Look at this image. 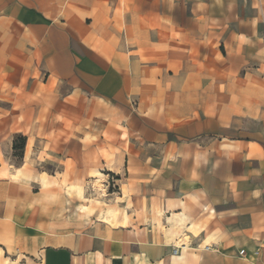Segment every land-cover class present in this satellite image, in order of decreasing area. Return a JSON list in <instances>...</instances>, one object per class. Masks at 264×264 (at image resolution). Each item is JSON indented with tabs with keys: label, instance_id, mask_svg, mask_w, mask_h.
Instances as JSON below:
<instances>
[{
	"label": "crops",
	"instance_id": "1",
	"mask_svg": "<svg viewBox=\"0 0 264 264\" xmlns=\"http://www.w3.org/2000/svg\"><path fill=\"white\" fill-rule=\"evenodd\" d=\"M1 161L0 264H264V0H0Z\"/></svg>",
	"mask_w": 264,
	"mask_h": 264
},
{
	"label": "rangeland",
	"instance_id": "2",
	"mask_svg": "<svg viewBox=\"0 0 264 264\" xmlns=\"http://www.w3.org/2000/svg\"><path fill=\"white\" fill-rule=\"evenodd\" d=\"M19 154V151H16L14 153L15 156L12 160H10V165H17L20 162V158L18 157ZM0 163L5 170H9L7 162L1 161ZM48 167L49 168L45 169L49 171V173L55 172L56 167H54V165H50ZM117 184L118 182H116V178L114 177H103L101 175H96L95 179L84 178L81 186H78L77 188L70 187L69 183L64 190V194L66 193L67 195H74L78 202L82 203V207L78 209V211H83L84 216H89L93 214L97 209L105 208L104 203H107V199L113 195H117Z\"/></svg>",
	"mask_w": 264,
	"mask_h": 264
},
{
	"label": "trees",
	"instance_id": "3",
	"mask_svg": "<svg viewBox=\"0 0 264 264\" xmlns=\"http://www.w3.org/2000/svg\"><path fill=\"white\" fill-rule=\"evenodd\" d=\"M18 142H19V144H18ZM24 143H25V138L24 137L16 136L14 138L12 149H13L14 153L16 151L20 152V154L18 155L19 158H21L22 150H23V147H24Z\"/></svg>",
	"mask_w": 264,
	"mask_h": 264
},
{
	"label": "built area",
	"instance_id": "4",
	"mask_svg": "<svg viewBox=\"0 0 264 264\" xmlns=\"http://www.w3.org/2000/svg\"><path fill=\"white\" fill-rule=\"evenodd\" d=\"M177 252H176V250H173V254H176ZM239 254H243V251H241Z\"/></svg>",
	"mask_w": 264,
	"mask_h": 264
},
{
	"label": "bare ground",
	"instance_id": "5",
	"mask_svg": "<svg viewBox=\"0 0 264 264\" xmlns=\"http://www.w3.org/2000/svg\"><path fill=\"white\" fill-rule=\"evenodd\" d=\"M18 177H19L18 173L15 174L14 178H18ZM97 184H98V182H97ZM73 187H74V186H73Z\"/></svg>",
	"mask_w": 264,
	"mask_h": 264
}]
</instances>
